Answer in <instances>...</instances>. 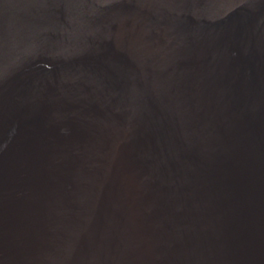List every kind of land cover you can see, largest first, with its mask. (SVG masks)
<instances>
[{
    "label": "water",
    "instance_id": "95a60500",
    "mask_svg": "<svg viewBox=\"0 0 264 264\" xmlns=\"http://www.w3.org/2000/svg\"><path fill=\"white\" fill-rule=\"evenodd\" d=\"M0 264H264V0H0Z\"/></svg>",
    "mask_w": 264,
    "mask_h": 264
}]
</instances>
